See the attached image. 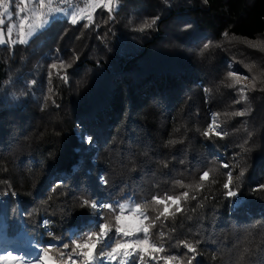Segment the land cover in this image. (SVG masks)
Listing matches in <instances>:
<instances>
[{
    "label": "trees",
    "instance_id": "16d2710c",
    "mask_svg": "<svg viewBox=\"0 0 264 264\" xmlns=\"http://www.w3.org/2000/svg\"><path fill=\"white\" fill-rule=\"evenodd\" d=\"M169 4L118 0L111 14L95 9L87 27L86 19L61 18L27 44L0 45V208L18 226L0 229V248L54 237L70 243L72 231L95 219L83 199L143 204L189 191L196 199L152 229L153 240L166 233L165 254L188 264L186 241L197 249L192 264H264V51L243 43L264 42V0ZM61 62L71 65L67 82L63 70L49 77ZM230 71L248 80L230 87ZM213 119L227 135L204 136ZM84 131L94 137L90 146L80 140ZM225 163L236 198L224 195ZM203 171L209 179L196 189Z\"/></svg>",
    "mask_w": 264,
    "mask_h": 264
},
{
    "label": "snow or ice",
    "instance_id": "6c2138e0",
    "mask_svg": "<svg viewBox=\"0 0 264 264\" xmlns=\"http://www.w3.org/2000/svg\"><path fill=\"white\" fill-rule=\"evenodd\" d=\"M163 2L170 7L169 0H163ZM204 2L207 3V0ZM79 3L80 0H0V45L12 47L17 44H27L38 31L61 18H67L71 24H77L80 20L86 19L88 24L85 27H87L93 23L92 13L95 9L104 8L111 14L118 0H91V2L85 0V7H79ZM158 19L159 17H156L150 23L143 24L140 30L152 28ZM191 27V24L185 23L181 31L188 32ZM243 43L251 48L264 51V42L244 40ZM211 44V41L203 44L201 55ZM70 67L71 65L63 62L59 65L52 63L49 66V77L52 75L51 70H56L58 75L63 70L64 74L60 75V78L67 82L66 70ZM245 67L249 71L252 69L249 65ZM227 75L232 79L230 87L241 85L243 81L248 80L247 76L241 77L231 71ZM254 81L255 77L251 82L253 88L255 87ZM239 90L243 93L244 87ZM245 114V112H233L230 115L244 116ZM217 115L219 114L214 113L213 117ZM218 127L219 125L213 119L208 130L204 132V136L210 139L213 134L217 137L227 135V133L217 131ZM80 140L84 145L90 146L94 143V137L86 131L81 132ZM170 143L175 144L176 141L173 140ZM240 147L242 152L249 151L244 145ZM238 166L239 163H237ZM223 167L228 169L227 179L223 184L224 195L228 199L236 198L239 196V191L232 187V166L225 163ZM244 174L245 169L240 168V176ZM208 179L209 171H203L200 175L201 183L196 184L195 188L202 189L204 182ZM100 180L101 183L107 184V180L102 176ZM63 182V180L56 181L53 190L59 188ZM176 183L181 188L193 187L192 185L186 186L181 181ZM258 187L264 189V185ZM11 195L15 196L16 193L12 192ZM189 199H196L194 195L190 196L189 191H183L179 195H154L150 201H145L143 204L134 200L97 203L83 199L80 207L82 209L91 208L95 213V219L72 231L68 236L70 243L54 237V240L48 242L47 245L32 239L27 248L11 250L0 248V253H6L0 254V264H7V262H14V264H184L180 256L165 254L167 252L164 243L166 233L160 231V239L153 240L152 229L158 224L163 226L170 218L182 213L184 211L182 202ZM149 209L156 215L150 217ZM104 210H107L108 215L104 214ZM42 223L47 228L50 221L45 219ZM17 227V224L7 220L3 209L0 208V229H6L11 234L15 233ZM47 236L53 237V232L47 231ZM56 243L62 244V247H57ZM180 244L191 254L188 264H192L196 256V247L186 241H181Z\"/></svg>",
    "mask_w": 264,
    "mask_h": 264
},
{
    "label": "rangeland",
    "instance_id": "374dc122",
    "mask_svg": "<svg viewBox=\"0 0 264 264\" xmlns=\"http://www.w3.org/2000/svg\"><path fill=\"white\" fill-rule=\"evenodd\" d=\"M79 7H85V6H79ZM13 11H14V9H13ZM24 248V247H23Z\"/></svg>",
    "mask_w": 264,
    "mask_h": 264
}]
</instances>
